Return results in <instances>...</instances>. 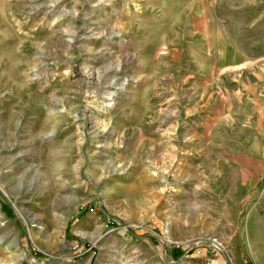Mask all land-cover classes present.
<instances>
[{
    "label": "rangeland",
    "instance_id": "rangeland-1",
    "mask_svg": "<svg viewBox=\"0 0 264 264\" xmlns=\"http://www.w3.org/2000/svg\"><path fill=\"white\" fill-rule=\"evenodd\" d=\"M260 162L264 0H0V264H240Z\"/></svg>",
    "mask_w": 264,
    "mask_h": 264
},
{
    "label": "crops",
    "instance_id": "crops-1",
    "mask_svg": "<svg viewBox=\"0 0 264 264\" xmlns=\"http://www.w3.org/2000/svg\"><path fill=\"white\" fill-rule=\"evenodd\" d=\"M264 169V162H260ZM241 177L237 178L236 185V242L237 246L243 250L237 251L240 264H264L257 258L254 251L249 249L264 248V176L263 172H258L257 176L250 177L249 172L242 170ZM224 179V177H223ZM222 199L223 195H219ZM227 206L228 204H224ZM240 222V223H239ZM206 255H203V258ZM211 264H227L221 256L215 257Z\"/></svg>",
    "mask_w": 264,
    "mask_h": 264
},
{
    "label": "built area",
    "instance_id": "built-area-1",
    "mask_svg": "<svg viewBox=\"0 0 264 264\" xmlns=\"http://www.w3.org/2000/svg\"><path fill=\"white\" fill-rule=\"evenodd\" d=\"M213 244H211L215 249H217L218 251H221L220 249H222V245L220 242H218L217 240H213L212 241ZM223 250V249H222Z\"/></svg>",
    "mask_w": 264,
    "mask_h": 264
},
{
    "label": "bare ground",
    "instance_id": "bare-ground-1",
    "mask_svg": "<svg viewBox=\"0 0 264 264\" xmlns=\"http://www.w3.org/2000/svg\"><path fill=\"white\" fill-rule=\"evenodd\" d=\"M54 8V7H53ZM90 76V75H89ZM109 88V87H108ZM107 89V88H106ZM105 91V90H104ZM111 91V90H110ZM101 95V94H100ZM103 95H106V96H112L113 94L109 92V90H107L106 92H104ZM102 95V96H103Z\"/></svg>",
    "mask_w": 264,
    "mask_h": 264
}]
</instances>
